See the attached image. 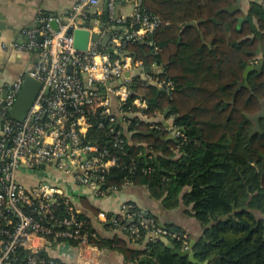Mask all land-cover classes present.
<instances>
[{
  "label": "trees",
  "instance_id": "obj_1",
  "mask_svg": "<svg viewBox=\"0 0 264 264\" xmlns=\"http://www.w3.org/2000/svg\"><path fill=\"white\" fill-rule=\"evenodd\" d=\"M141 1L143 9L158 17L161 24L149 39L129 42L126 51L133 61L163 67L161 78L170 80L173 89L168 93L135 78L129 101L142 97L148 106L143 113L149 117L169 109L167 116L174 118L173 129L182 136L166 141L171 131L162 125L134 118L122 127L119 120L109 124L97 112L86 141H109L111 128L122 132L125 141L122 151L112 150L120 160L107 173L105 185L117 189L126 182L143 185L165 210L175 209L180 203L190 207L189 215L206 229L204 238L193 247L200 262L214 255L210 264H264V219L255 214H264V158L260 156L264 155V118H257V126L248 122L249 116L261 110L264 100V56L263 60L255 59L258 44L264 46V0L250 4L240 29L237 24L241 13L227 11L235 0ZM100 20L108 22L107 14L103 13ZM187 24L190 26L182 30ZM250 63L254 69L248 77L249 86L234 96ZM190 74L199 83L194 82L193 87L201 84L205 94L216 102L209 111L213 121L207 131L212 134L219 130L215 139L205 133L202 109L180 113L172 105L182 79L184 85H190ZM221 113L220 124L214 120ZM100 124L103 127L99 129ZM145 211L161 225L152 212ZM163 227L177 235L169 238L175 248L182 249L184 239L190 245L191 238L182 229ZM91 243L98 249L117 250L127 263L192 264L187 258L172 255L159 239L145 233L135 244L96 236Z\"/></svg>",
  "mask_w": 264,
  "mask_h": 264
},
{
  "label": "built area",
  "instance_id": "obj_2",
  "mask_svg": "<svg viewBox=\"0 0 264 264\" xmlns=\"http://www.w3.org/2000/svg\"><path fill=\"white\" fill-rule=\"evenodd\" d=\"M99 2L80 0L66 13L40 17L36 27L22 31L25 43L14 45L19 51L35 50L37 59L5 86L6 97L0 101V264H98V248L91 243L95 234L81 217L79 199L104 198L118 190L106 187L105 179L120 160L113 148L122 151L125 141L116 128L109 130L105 143L87 142L86 135L97 112L109 124L119 120L122 127L131 119L141 120L147 104L142 97L129 101L132 78L127 73L138 63L126 47L149 39L161 24L141 0H132L130 17L117 15L116 0H106L108 22H103L94 12ZM69 28L108 36L106 48L113 53L91 38L85 50H76ZM25 76L42 87L25 118L13 121L9 112ZM155 84L172 88L170 80ZM18 174L34 176L35 184H24ZM98 219L130 244L140 241L142 233L153 239L177 237L128 202L116 214L102 212ZM182 245L181 250L190 247L185 239Z\"/></svg>",
  "mask_w": 264,
  "mask_h": 264
},
{
  "label": "crops",
  "instance_id": "obj_3",
  "mask_svg": "<svg viewBox=\"0 0 264 264\" xmlns=\"http://www.w3.org/2000/svg\"><path fill=\"white\" fill-rule=\"evenodd\" d=\"M80 0H0V101L3 99L5 94V86L15 81L18 77L24 74L30 67L36 63L37 53L35 50L31 51H19L14 45H21L25 43L26 38L22 34V31L28 28L36 27L39 24L40 17L44 15H61L66 13ZM252 2L260 3L258 0H239L237 5V11L241 13L238 18L237 29H240L243 22L247 20V14ZM236 4V0H235ZM234 4V5H235ZM233 5V6H234ZM264 7V3L262 4ZM106 0H100L99 5L94 8V12H97L100 16L105 13ZM116 14L130 17L133 13L132 0H116ZM234 13V12H231ZM239 19L241 23L239 25ZM190 24L185 25L181 29L184 30L189 27ZM143 39H146L144 37ZM210 49L211 46L207 44ZM264 46L258 44V49L255 54V59L263 60ZM138 64H132L131 70L127 73V76L133 79H137L139 82H143L146 85L150 84L157 87L158 89H164L168 93L173 87L168 90L165 86L158 87L155 82L167 80V78H161L164 74L163 67L157 64H149L146 62L134 61ZM252 62V61H251ZM138 65V66H137ZM251 65L253 67V65ZM254 69V67H253ZM252 69V70H253ZM251 70V71H252ZM245 71V69H244ZM243 71V73H244ZM248 73V77L250 72ZM247 77V78H248ZM189 84L184 85L183 79L182 84H179V88L176 90L175 95L172 98V105L180 112H192L194 110L202 109L200 118L204 121V125L207 127L206 132L209 131L211 121L210 112L214 108L216 103L214 99L209 98L203 91L201 84L198 87H193V83L197 80L192 74L188 76ZM243 81V74L242 80ZM239 83L233 95L238 94L243 88L242 86L238 89ZM195 84H199L195 82ZM147 104V102H146ZM146 106L145 109H147ZM144 109V110H145ZM143 110V111H144ZM201 111V110H200ZM199 112V111H198ZM169 109H166L164 113H155L153 116H148L143 113L141 120L144 123L151 125H162L167 131H171L170 135L166 137V141L176 136L173 129L174 118L168 117ZM223 113L220 114L219 119L214 120L217 123H222ZM264 118V100H262L261 110L253 116H249V123H253L255 126L257 118ZM255 128V127H254ZM216 130L212 134H208L211 139H215L218 135ZM18 179L26 185L35 184L34 176L20 175ZM187 189H185L186 191ZM81 214L88 220L92 227L95 236L100 239H119L124 242L126 239L124 235L117 230L105 227L103 223L98 219L100 213L107 215L116 214L120 209L122 203H132L142 209L152 212L159 220L161 225H173L184 232H186L191 241H197L201 237L204 238V231L206 230L199 224L191 215L190 207L180 203L179 206L172 210H165L162 207L160 200H154L150 197L147 188L143 185L131 184L128 186L121 187L120 189L112 192L110 195L104 198H92L89 196H80ZM258 219H264V214L259 212L255 213ZM135 247V245H130ZM97 255L99 258L98 264H132L125 262L123 256L117 250H106L97 249ZM214 259V258H213Z\"/></svg>",
  "mask_w": 264,
  "mask_h": 264
},
{
  "label": "water",
  "instance_id": "obj_4",
  "mask_svg": "<svg viewBox=\"0 0 264 264\" xmlns=\"http://www.w3.org/2000/svg\"><path fill=\"white\" fill-rule=\"evenodd\" d=\"M239 4V0H236V4L234 6H230L227 11L235 12L237 10V5ZM107 7L105 6V13H106ZM241 23V19H239V25ZM54 28H56V25H53ZM68 34H71L73 36V46L78 51H83L87 48V45L89 43V39L91 38L92 42L99 43L100 48L105 49L106 53L112 54L113 50L111 48H106L107 43L109 41L108 36L100 37L99 34L93 33L90 35L88 30L85 29H72L69 28L67 30ZM39 42H41V38L38 39ZM253 67L251 65H246L245 71L243 73V81L239 83L238 89L242 86H247L248 84V73L251 71ZM70 71V69H69ZM41 84L29 77L25 76L23 80L22 87L19 91V93L16 96L15 102L9 112V116L13 121H22L26 114L28 113L29 109L31 108L32 104L34 103L38 93L41 90ZM49 92L48 89H45V93L47 94ZM6 95H3V98H5ZM261 157L264 158L263 154H260ZM160 242H162L165 247L172 252V255L179 256L181 258H187L188 261L192 264H210L211 260L215 257L212 255L209 257L206 261L200 262L197 259H195V254L193 252V247L196 243V241L192 240L190 242V247L188 250H181L174 247L173 243H171L167 238H160Z\"/></svg>",
  "mask_w": 264,
  "mask_h": 264
}]
</instances>
